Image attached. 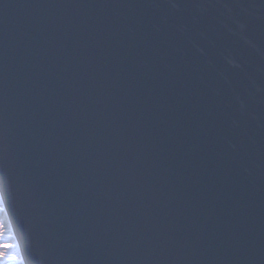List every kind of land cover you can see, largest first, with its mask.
<instances>
[{
  "label": "water",
  "instance_id": "1",
  "mask_svg": "<svg viewBox=\"0 0 264 264\" xmlns=\"http://www.w3.org/2000/svg\"><path fill=\"white\" fill-rule=\"evenodd\" d=\"M0 185L28 264H264V0H0Z\"/></svg>",
  "mask_w": 264,
  "mask_h": 264
},
{
  "label": "snow or ice",
  "instance_id": "2",
  "mask_svg": "<svg viewBox=\"0 0 264 264\" xmlns=\"http://www.w3.org/2000/svg\"><path fill=\"white\" fill-rule=\"evenodd\" d=\"M3 197L0 192V210H2ZM9 228L7 225L0 223V264H8L10 251L19 252L18 243H10L11 240H15V237L8 236ZM19 264H25L23 259L19 260Z\"/></svg>",
  "mask_w": 264,
  "mask_h": 264
},
{
  "label": "bare ground",
  "instance_id": "3",
  "mask_svg": "<svg viewBox=\"0 0 264 264\" xmlns=\"http://www.w3.org/2000/svg\"><path fill=\"white\" fill-rule=\"evenodd\" d=\"M6 214L3 215V217L6 219L5 220V224L8 226L9 228V232H8V236L9 237H15V240H11L10 243H17L18 242V238H17V235L14 234V227L12 225V223L8 220ZM19 244V243H18ZM8 256H9V261H8V264H19V260L20 259H23L25 261V264H26V260L23 258V254L21 252V247H19V252L17 253L16 251H10L8 253ZM28 264V262H27Z\"/></svg>",
  "mask_w": 264,
  "mask_h": 264
},
{
  "label": "rangeland",
  "instance_id": "4",
  "mask_svg": "<svg viewBox=\"0 0 264 264\" xmlns=\"http://www.w3.org/2000/svg\"><path fill=\"white\" fill-rule=\"evenodd\" d=\"M1 220V219H0ZM2 221V220H1ZM1 221H0V223H1Z\"/></svg>",
  "mask_w": 264,
  "mask_h": 264
}]
</instances>
